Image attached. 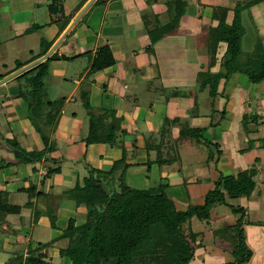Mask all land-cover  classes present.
Segmentation results:
<instances>
[{
  "label": "crops",
  "instance_id": "obj_1",
  "mask_svg": "<svg viewBox=\"0 0 264 264\" xmlns=\"http://www.w3.org/2000/svg\"><path fill=\"white\" fill-rule=\"evenodd\" d=\"M88 1L3 0L1 4L0 75L9 70L5 78L57 44L50 55L55 59L48 61L46 70L53 67L59 84L69 85L60 111L50 117L48 146L56 142L59 148L46 149L40 161L28 164L19 161L17 148L25 153L44 149L29 125L27 93L21 85L28 83L31 91L35 73L0 86V191L6 194L8 207H19L17 213L0 217V233H8L7 244L22 251L21 264L27 258L29 264H71L60 254L68 243L60 235L67 221L80 225L86 216L83 206H77L65 190L81 184L87 167L108 172L122 159L127 166L126 186L133 189L145 179L151 190L164 182L165 194L178 211L201 206L221 177L254 170L255 187L248 197H225L227 205L243 209L241 229L251 246L249 210L259 213L264 205L262 183H257L264 179V81L252 83L240 71L219 77L225 74L222 62L227 45L219 42L213 54L212 44L221 18L229 26L234 11L243 7L238 63L245 69L247 54L258 47V56L264 57V0L255 4L251 0H94L57 43ZM104 46L113 64L97 70L94 63ZM213 76L219 77V83L210 94ZM162 84L188 88L190 94L166 98ZM68 102L86 105V115L77 112L65 118L62 107ZM101 123L104 129L95 131L100 137L106 138L110 127H117L113 143H87L91 128ZM185 130L201 134L186 136ZM162 151L176 158L161 154L157 165L154 154ZM46 157L51 158L50 164ZM49 167L60 172L49 175ZM30 208H39L45 216L36 221ZM219 209V205L211 209L209 221L190 220L204 228L191 226L200 244L195 255L199 248L205 249L207 230L229 226L225 218L219 220ZM48 226L55 232L50 236ZM31 245L34 253L29 254ZM41 245L45 247L39 249ZM220 251L225 260L218 264L229 263L230 254Z\"/></svg>",
  "mask_w": 264,
  "mask_h": 264
},
{
  "label": "trees",
  "instance_id": "obj_2",
  "mask_svg": "<svg viewBox=\"0 0 264 264\" xmlns=\"http://www.w3.org/2000/svg\"><path fill=\"white\" fill-rule=\"evenodd\" d=\"M260 1L262 0H251V3ZM242 9L243 7H240L234 11V19L229 26L224 22L225 17L221 18L213 39L212 53H215L219 42L226 43L227 48L222 62L225 74L223 76L220 74L219 77L228 78L233 72L240 71L256 84L264 81V57L258 56L260 45L251 54H247L249 63L245 69L238 63V58L242 55L240 50L243 34L240 22ZM53 10L51 6L49 8L51 15ZM63 29L60 27V31ZM54 57L52 55L45 62L15 79L35 73L30 78V92L33 94L35 88L43 90L42 81L46 74V66L48 61L55 59ZM112 64L113 59L108 47H102L94 63L95 69L101 70ZM219 77L213 76L212 81L208 82L210 94L215 92ZM32 106L34 103L29 102L31 120L35 118ZM101 125L102 123L97 128H91L87 143H113L117 127L111 126L109 130L111 133L104 138L100 137L101 134L95 133L98 128L104 129ZM183 134L199 137L201 131L185 130ZM48 140V137H42L45 149L41 152L25 153L17 148L15 150L17 158L23 162L40 161L46 149L47 151L51 149ZM126 167L122 159L115 162L109 172L87 167V177L83 179L82 185L76 184L68 192L67 195L77 206H84L86 209V220L76 225V222L70 219L60 236L61 239L68 240L67 247L61 249L60 254L67 257L71 264H154L155 260L158 264H189L200 244L195 239L197 237L195 233L189 232L188 236H183L181 226L193 218L209 221L211 209L220 204L229 207L233 214L243 212L242 208L227 205L225 196L231 200L248 197L255 187L252 180L254 170H244L235 176L221 177L215 182L214 189L206 194L201 206H190L185 211H178L165 194L167 184L164 182L159 184L156 190L148 191L126 186L124 182ZM47 169L49 175L60 172V168ZM18 211L19 209L14 207H6L3 210L4 214ZM241 218L236 221V227L228 226L218 230V234L224 231L228 233L223 240H230V244L232 241L235 242L230 252L233 262L225 264H247L252 256V251L246 245L243 231L240 229ZM232 229L236 230V233H233ZM235 235L238 236L237 239ZM189 241L192 244H189ZM38 247L44 248L45 245ZM152 255H156L157 258L154 259Z\"/></svg>",
  "mask_w": 264,
  "mask_h": 264
},
{
  "label": "rangeland",
  "instance_id": "obj_3",
  "mask_svg": "<svg viewBox=\"0 0 264 264\" xmlns=\"http://www.w3.org/2000/svg\"><path fill=\"white\" fill-rule=\"evenodd\" d=\"M2 3H3V0H0V7H1ZM8 68L13 69L10 66ZM14 68H16V66H14ZM0 71H2L1 68H0ZM8 72H10V71L8 70ZM8 72H1L2 75H0V76L3 77ZM45 72H46L45 78L42 81L43 90L40 91L37 88H35L36 91H34L32 94L29 90V86L27 87L28 83H26V84L21 83V85H23L22 89H26V92H25V93H27V96H25L26 97V99H25L26 104L28 105L29 102L34 103V106H32V108L34 109L33 115L35 116V118H32V120L29 119V121H30L29 125L33 126L35 133H37L40 136L41 140H42V137H48V139L50 140L48 133L51 131V127L53 124V123H51L50 117H53L57 113V111L58 112L60 111V109H61L60 107L63 103V100L66 99V97L68 96L69 85L65 84L62 86L59 84L60 81L56 77L57 75L53 74L54 73L53 67H50L49 70L48 69L45 70ZM69 73L70 72H67L66 75H69ZM2 77L0 78V80L2 79ZM202 82L203 81H199L200 86H201ZM196 83L198 85V81ZM162 86L164 88L163 89L164 92H162V94H164V97H166V98H170V95H174V94H177V95H180L182 93H187L186 95H188V93L190 94V92L187 90L188 88L178 87V86L172 87L170 84H168V85L162 84ZM194 88L195 87L193 86V88H191L190 90H192V92H193ZM199 88L200 87H198V89ZM39 99H41V100L39 101ZM69 101H70V99H69ZM62 108L64 109V117L65 118H72V116H74L73 113L77 114V112H78V114H81L82 116L83 115L85 116L87 113L86 105H83V107L81 108L80 106L78 107V105H76L73 102H68ZM42 143H43V141H42ZM55 143L53 142V145H51L52 151L54 150V148L55 149L59 148V146L58 147H57V145L55 146ZM64 146H66V145H64ZM44 149H45V145H44ZM43 150H41V151H43ZM41 151H39V152H41ZM35 153H37V152H35ZM161 154H162V158H164V156H165V159L167 158V155H169V157H171L173 160L176 158L175 155H173L171 153L167 154L166 152L162 151V153H158V154L155 153L154 154L155 159L152 161L156 162V160H159V158L161 157L160 156ZM50 161H51V158L46 157V163L50 164ZM160 163H161V161L156 162L157 165H160ZM26 164H28V162H26ZM80 182H81L80 185H82L83 179ZM148 182H149V180L140 179L137 186L133 187V189L148 191L149 190ZM257 183L258 184H261V183L264 184V179H260L259 182H257ZM262 184H261L259 189L262 188V190L264 191V186ZM64 187L65 186H62V188H64ZM68 188H66V190L64 188V190L67 191L66 194H68V192L73 189V187L69 188V189ZM154 189L156 190V188H153V190ZM0 193H1L0 197H3V199L2 198L0 199V203H1L0 204V217H1V216L5 215L3 210L10 205H8V203L6 202V200H7L6 194L2 195L1 191H0ZM28 195L30 196V191L28 192ZM225 197L227 198V196H225ZM228 199L227 200L225 199V201H228ZM172 201H174V200H172ZM26 206L28 207V205H26ZM12 207L19 209V207H15V206H12ZM219 207H220L219 214L222 216V217H219L220 218L219 220H221V219L223 220V218H225L226 220L224 222H227L226 223L227 225H229L231 227H236V221L238 219H240L243 214L242 213L233 214L231 212V210H229V207H227L226 205H223V204H220ZM82 208H83L82 211L84 213V216H86V209L84 206ZM30 210H32V212L34 213V218L36 221L40 217L45 216L44 212H42L39 208H37L36 210L34 208H32V209L30 208ZM254 210L253 209L249 210L250 216L248 218V223H246L247 225L249 224V226H250L249 230H247V233L249 234V237L251 236V239H252L250 242L251 246L248 245V247L252 251V253L254 252L253 258H250V260L247 264H264V205L260 206L259 213L257 211L254 212ZM230 212H231V214H229ZM210 218H213V217H211V215H210ZM235 219H236V221H235ZM84 220H86V217H84ZM197 224L198 223H196V224L191 223L190 221H187L186 223H184L181 226L182 235L188 236V233L192 232L191 226H196L200 229L203 228L201 226H198ZM0 225H1V221H0ZM204 225H206V224H204ZM232 230H233V233H236V230H234V229H232ZM207 231H209V236H208V239L205 240V246H204L205 249L199 248L196 252V255H194L193 259L191 260V262L189 264H215V263L218 264V263H222L225 260V255L223 252L221 253L220 249L222 251H226L227 254H230V252H232L231 248H232L233 243H235V242L232 241V239H231L232 244H230V240L229 241L223 240V237L228 234L226 231L221 232L219 234H218V230H214V231L207 230ZM54 233L55 232H53L52 226L51 227L48 226L49 236L54 234ZM62 233H63V231L61 232V235H62ZM211 236H213L212 242H210V240L212 239ZM235 237H236V239L238 238V236H236V235H235ZM217 238H219L220 241H218ZM7 239H8V233H0V264H21L22 257L20 256V254L22 253V251L19 252V251H17V249L11 248L12 245L7 244V241H6ZM34 241L35 240L32 239V243ZM189 242H190L189 244H192L191 241H189ZM213 243L215 244V246H212V249H211V245ZM245 243L247 245L246 241H245ZM67 245H68V243H67ZM67 245H65V246L67 247ZM208 246H209V248H206ZM15 248H17V247H15ZM32 249H33V247L31 245L29 247V252H28L29 254L34 253V251H32ZM152 257L154 259L157 258L156 255L155 256L152 255ZM228 258H229V260H228L229 263L233 262V257L231 256V254L228 255ZM231 258H232V261L230 262ZM24 264H29L28 258H27V260L25 259ZM154 264H158V262L155 260Z\"/></svg>",
  "mask_w": 264,
  "mask_h": 264
},
{
  "label": "water",
  "instance_id": "obj_4",
  "mask_svg": "<svg viewBox=\"0 0 264 264\" xmlns=\"http://www.w3.org/2000/svg\"><path fill=\"white\" fill-rule=\"evenodd\" d=\"M94 0H89L85 6L80 10V12L78 13V15L74 18L73 22L70 24V26L67 28V30L64 32V34L62 35V37L60 38V40L57 42L59 43L61 41V39H63V37L68 33V31H70V29L77 23V21L82 17V15L85 13V11L88 9V7L90 6V4L93 2ZM57 44H55V46H53L49 52H47L44 56L40 57L39 59L35 60L34 62L28 64L27 66H24L22 68H20L19 70L13 72L12 74L6 76L5 78L0 80V86L3 85L4 83L20 76L21 74L25 73L26 71L34 68L35 66H37L38 64L46 61L50 55L52 54V52L55 50Z\"/></svg>",
  "mask_w": 264,
  "mask_h": 264
}]
</instances>
